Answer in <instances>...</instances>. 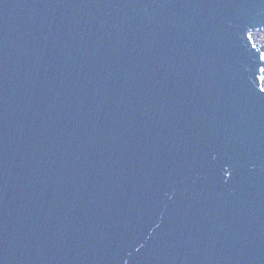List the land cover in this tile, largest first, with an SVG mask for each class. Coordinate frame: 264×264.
Wrapping results in <instances>:
<instances>
[{
	"label": "water",
	"instance_id": "water-1",
	"mask_svg": "<svg viewBox=\"0 0 264 264\" xmlns=\"http://www.w3.org/2000/svg\"><path fill=\"white\" fill-rule=\"evenodd\" d=\"M259 31L264 0H0V264H264Z\"/></svg>",
	"mask_w": 264,
	"mask_h": 264
},
{
	"label": "rangeland",
	"instance_id": "rangeland-1",
	"mask_svg": "<svg viewBox=\"0 0 264 264\" xmlns=\"http://www.w3.org/2000/svg\"><path fill=\"white\" fill-rule=\"evenodd\" d=\"M263 33H264L263 31H259V33H258V35H257V39L259 40V42H260L261 44L264 45V39L262 38Z\"/></svg>",
	"mask_w": 264,
	"mask_h": 264
}]
</instances>
